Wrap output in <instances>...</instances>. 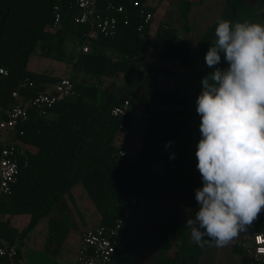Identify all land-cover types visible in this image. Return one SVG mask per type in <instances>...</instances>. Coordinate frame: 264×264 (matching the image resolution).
<instances>
[{
    "label": "trees",
    "instance_id": "1",
    "mask_svg": "<svg viewBox=\"0 0 264 264\" xmlns=\"http://www.w3.org/2000/svg\"><path fill=\"white\" fill-rule=\"evenodd\" d=\"M202 1V0H200ZM112 2L127 11L128 24L119 16L118 33L114 39L100 37L85 54L81 50L72 62L73 76L53 77L49 74L29 70L35 56L44 59L69 61V44H83L90 28L76 22L78 9L70 0H0V68L7 75L0 74V108L8 110L14 99L12 94L19 85L29 79L31 85L20 91L21 101L28 102L38 93L51 88L63 77H69L76 94L71 98H60L48 116L34 113L31 120L18 127L15 139L19 144L38 148L37 154L20 150V175L12 194L0 199V234L8 245H17L16 264H23L20 245L44 218H49V234L46 251L57 256L68 238L69 228L60 220L53 209L59 207L69 189L81 184L87 197L101 216L100 224L112 227L122 220V231L116 245L113 264H136L140 255L134 230L138 207L144 201H152L164 190L177 186L178 167H172L171 156L161 150L171 141L169 147H176L181 138V126L168 118H177L187 104V93L180 86L168 90L161 86L156 74H146L137 63L149 46L147 28L142 38L140 26L143 22L141 10L155 9L148 0H98V10L104 15ZM181 18L187 20L193 0H177ZM60 6L63 22L53 30V8ZM264 0L253 5L246 0H228L221 18L233 22L248 20L260 23L264 15ZM217 23V22H216ZM216 23L208 29L203 44L207 49L215 39ZM169 27L161 26L156 45L169 38ZM162 62H191V45L172 42L165 50H159ZM62 58V59H61ZM164 71V70H162ZM166 73H170L166 71ZM79 75L94 77L96 85H90ZM123 75L125 84L112 82L104 86V79ZM132 104L128 115V126L134 111L149 115L145 144L134 159L120 154L118 140L122 133L119 120L111 111L125 101ZM160 118V119H157ZM23 133V134H21ZM164 166L162 175L156 168ZM24 182L27 187L24 186ZM43 187V188H42ZM52 187L44 196V188ZM137 206L133 208L132 199ZM46 199L43 204V199ZM31 215V222L23 230L13 226L12 217ZM246 232L264 234V208ZM179 231L170 235L167 246L157 264H200L199 260L206 245L201 248L180 244ZM235 253L243 251L234 246ZM247 263H251L244 256ZM0 264H9L0 257Z\"/></svg>",
    "mask_w": 264,
    "mask_h": 264
},
{
    "label": "clouds",
    "instance_id": "2",
    "mask_svg": "<svg viewBox=\"0 0 264 264\" xmlns=\"http://www.w3.org/2000/svg\"><path fill=\"white\" fill-rule=\"evenodd\" d=\"M214 35L196 99L199 207L185 225L201 248L227 246L264 208V24L220 18Z\"/></svg>",
    "mask_w": 264,
    "mask_h": 264
},
{
    "label": "rangeland",
    "instance_id": "3",
    "mask_svg": "<svg viewBox=\"0 0 264 264\" xmlns=\"http://www.w3.org/2000/svg\"><path fill=\"white\" fill-rule=\"evenodd\" d=\"M187 20L181 18L177 0H148V4L155 11L156 21L149 34V46L144 55L137 63V67L146 74H156L158 83L168 90H175L180 86L187 93V104L182 107L177 118H168L167 121H176L181 126V138L176 147H164L161 153L171 156L172 169L175 166L179 171L177 186L164 190L152 201H144L137 208L135 238L138 242L140 255L136 264H156L164 249L170 244V235L179 231V239L173 243V248L184 244L187 247H196L197 244L191 239L190 229L185 227L187 220L198 210L195 199V190L202 187V177L197 169L198 163L196 152L197 144L201 139L200 115L196 111V99L202 91L201 80L208 73L214 71L205 62L208 49L203 44L204 36L208 29L213 26L223 15L228 0H193ZM253 5L258 0H246ZM264 11V8L261 12ZM260 23L264 24V15L260 17ZM168 26L169 38L160 45L157 43V34L161 26ZM172 42L191 45V62L185 66L182 62H162L159 50H165ZM69 61L59 59L37 60L40 70H44L53 77L75 76L77 73L72 69V62L77 53L82 50L81 43L69 44ZM34 61V60H33ZM227 62L223 60L216 67L226 68ZM29 67L34 70L31 61ZM164 70V71H162ZM39 71V70H38ZM169 71L170 73H166ZM88 84L96 85L98 80L91 76L79 75ZM116 82L127 84L123 75L116 78L104 79V86ZM160 119V118H157ZM149 115L134 111L130 122L129 132L119 137L118 144L121 150H126L127 157L134 159L145 144ZM174 156V158H173ZM157 176L162 175L164 166L156 168ZM137 205H135L136 207ZM133 206V208H135ZM182 244V245H183ZM29 257L39 258L37 251H32Z\"/></svg>",
    "mask_w": 264,
    "mask_h": 264
},
{
    "label": "built area",
    "instance_id": "4",
    "mask_svg": "<svg viewBox=\"0 0 264 264\" xmlns=\"http://www.w3.org/2000/svg\"><path fill=\"white\" fill-rule=\"evenodd\" d=\"M72 6L78 9L76 22L90 28L86 40L82 44L83 53L90 51L91 45L100 37L114 39L118 33L119 16L125 18L128 24L126 9L110 2L106 12L102 15L98 10V0H70ZM143 22L140 26L142 38L145 30L152 28L156 21L155 14L146 8L141 10ZM63 11L60 6L53 8V30L61 27ZM1 75H7V71L0 68ZM31 81L26 79L14 91L12 98L14 103L8 110L0 108V199L12 194L13 187L19 181L20 175V150L19 141L15 139L19 126L31 120L34 113L41 117L49 115L60 98L75 96V86L69 77H63L51 88L35 95L28 102L21 101L20 91L27 89ZM132 104L125 101L112 109V115L119 120V130L122 134L129 132L128 115ZM23 134V133H21ZM122 156H127L126 150H121ZM131 205H137L134 197ZM122 220H118L114 226L106 227L98 223L86 230L80 243L79 252L75 264H113L116 253V245L122 231ZM233 246L240 248L244 256L253 264H264V234H247L234 242ZM17 245H8L0 234V257L8 260L9 264H16Z\"/></svg>",
    "mask_w": 264,
    "mask_h": 264
},
{
    "label": "crops",
    "instance_id": "5",
    "mask_svg": "<svg viewBox=\"0 0 264 264\" xmlns=\"http://www.w3.org/2000/svg\"><path fill=\"white\" fill-rule=\"evenodd\" d=\"M35 59L45 60L39 57ZM35 59H31L34 70L30 67L29 70L47 74L44 70L39 69L36 62L37 60ZM21 149L26 153L34 155L38 153V148L29 145L21 144ZM24 186L27 187L25 182ZM51 188L52 187L44 188V196H47V191ZM63 197V201L57 203L59 207L53 209L57 215L59 214L60 220L67 224L69 228L68 238L60 253L54 257L49 255L46 251V238L49 234L50 219L44 218L20 245L23 254V264H75L84 233L89 228L100 223L101 216L97 212L92 201L87 197L85 189L81 184H77L69 189ZM42 199V203L44 204L46 199ZM7 218L8 217L0 218V220H7ZM31 219V215L26 214L14 216L11 221L13 226L21 231L29 225ZM247 234L250 233L246 231L240 232L238 236L233 238L225 247H217L214 243L206 244L205 250L199 260L200 264H253L247 263L243 255L235 253L234 251V242ZM32 251H37L39 258L29 257L28 260L27 255H31Z\"/></svg>",
    "mask_w": 264,
    "mask_h": 264
}]
</instances>
